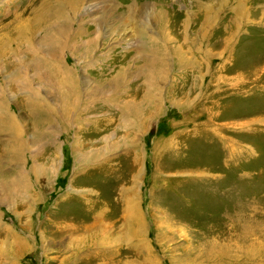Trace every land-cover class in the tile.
Listing matches in <instances>:
<instances>
[{"label": "rangeland", "instance_id": "374dc122", "mask_svg": "<svg viewBox=\"0 0 264 264\" xmlns=\"http://www.w3.org/2000/svg\"><path fill=\"white\" fill-rule=\"evenodd\" d=\"M2 37L0 264H264V0H0Z\"/></svg>", "mask_w": 264, "mask_h": 264}, {"label": "bare ground", "instance_id": "6f19581e", "mask_svg": "<svg viewBox=\"0 0 264 264\" xmlns=\"http://www.w3.org/2000/svg\"><path fill=\"white\" fill-rule=\"evenodd\" d=\"M48 1V0H47ZM60 4V3H59ZM73 4V3H72ZM57 5V4H56ZM61 5V4H60ZM53 6V5H52ZM54 7V6H53ZM56 7V6H55ZM58 7V6H57ZM71 7V6H70ZM58 9H59V7H58ZM61 9V8H60ZM58 11V10H57ZM36 12V11H35ZM59 12V11H58ZM60 12H61V10H60ZM62 14L60 13V15L59 16H61ZM42 17L44 18V22H45V24H46V26L49 28V27H51V26H53V25H51V24H49L48 25V23H50L49 21L51 20V17H53V12H52V10H51V7H50V5L48 6V3L45 5V7L42 9ZM42 18V19H43ZM58 19H59V17H58ZM37 20V19H36ZM60 21V20H59ZM27 22H29V24H30V22H32V20H28ZM27 22H25V23H27ZM42 23H43V21H42ZM57 25V24H56ZM35 27V26H34ZM56 28V27H55ZM32 29V28H31ZM50 32V31H49ZM9 33V32H8ZM7 33V34H8ZM58 36H59V34H58ZM61 37V36H60ZM3 37L0 39V53L1 52H4L5 54L4 55H6V52L7 51H5V49H3V44H5L4 43V41H3ZM53 39V38H52ZM50 40V39H49ZM48 40V41H49ZM52 41V40H51ZM57 45V44H56ZM59 47H61V48H64V46H63V44L61 45H58ZM56 47V46H55ZM58 48V47H57ZM30 50V49H29ZM38 50H36V51H32V50H30V51H26V52H28V54L31 56V57H33V63H34V65L35 66H37L38 68H39V70H41L42 68H45V71L48 73V76L49 77H54V76H57L59 73H58V71H57V66H58V64H59V62L57 63L55 60H54V58H52L51 57V55H49L50 57H49V59L48 60H45L43 57H42V55L41 54H39L38 52H37ZM56 51V50H55ZM56 53V52H55ZM54 53V54H55ZM58 53V52H57ZM46 58V57H45ZM10 66H12V65H14V67H16V65L15 64H12V63H10L9 64ZM17 66H18V64H17ZM60 69V68H59ZM44 70V69H43ZM67 71V70H66ZM15 73V72H14ZM38 73V72H37ZM64 74V73H63ZM66 75H68V74H66ZM18 76V75H17ZM36 76V75H35ZM36 78V77H35ZM48 78V77H47ZM65 78H67V77H65ZM68 84V83H67ZM69 86L68 87H66L65 88V90L63 91V92H66L65 93V96H75V92L73 93V91H74V88H75V85L74 84H72V83H70V84H68ZM74 85V86H73ZM61 87H62V84H61ZM61 93V92H60ZM70 99V98H69ZM36 103V102H35ZM73 104V103H72ZM68 105V104H67ZM33 106H35V105H33ZM39 106V105H38ZM69 106H71V105H69ZM36 109V108H35ZM128 112V111H127ZM8 119H9V116H8ZM14 131V130H13ZM17 160H19V158L17 157L16 158Z\"/></svg>", "mask_w": 264, "mask_h": 264}]
</instances>
